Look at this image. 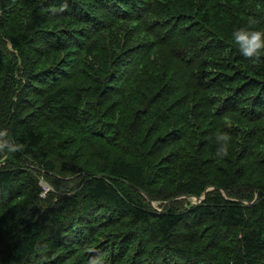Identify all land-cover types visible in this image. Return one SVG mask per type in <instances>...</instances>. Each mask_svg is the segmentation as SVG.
<instances>
[{
	"label": "trees",
	"instance_id": "1",
	"mask_svg": "<svg viewBox=\"0 0 264 264\" xmlns=\"http://www.w3.org/2000/svg\"><path fill=\"white\" fill-rule=\"evenodd\" d=\"M249 18L264 0H0V264H264Z\"/></svg>",
	"mask_w": 264,
	"mask_h": 264
},
{
	"label": "clouds",
	"instance_id": "2",
	"mask_svg": "<svg viewBox=\"0 0 264 264\" xmlns=\"http://www.w3.org/2000/svg\"><path fill=\"white\" fill-rule=\"evenodd\" d=\"M255 23L254 19L249 18V26L235 29L231 33V39L242 57L259 62L264 58V30L254 29L252 25ZM215 139L218 145L215 156L221 159L228 156L230 135L226 132H220ZM89 264H106V261L103 258H93Z\"/></svg>",
	"mask_w": 264,
	"mask_h": 264
},
{
	"label": "rangeland",
	"instance_id": "3",
	"mask_svg": "<svg viewBox=\"0 0 264 264\" xmlns=\"http://www.w3.org/2000/svg\"><path fill=\"white\" fill-rule=\"evenodd\" d=\"M197 202V201H196Z\"/></svg>",
	"mask_w": 264,
	"mask_h": 264
}]
</instances>
